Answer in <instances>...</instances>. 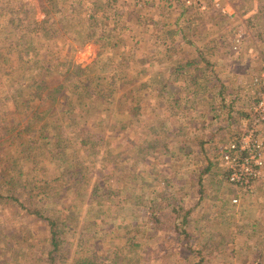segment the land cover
Segmentation results:
<instances>
[{"label":"rangeland","instance_id":"1","mask_svg":"<svg viewBox=\"0 0 264 264\" xmlns=\"http://www.w3.org/2000/svg\"><path fill=\"white\" fill-rule=\"evenodd\" d=\"M263 69L264 0H0V264H264L220 158Z\"/></svg>","mask_w":264,"mask_h":264},{"label":"built area","instance_id":"2","mask_svg":"<svg viewBox=\"0 0 264 264\" xmlns=\"http://www.w3.org/2000/svg\"><path fill=\"white\" fill-rule=\"evenodd\" d=\"M253 84L258 88V97L251 119L241 129L240 135L221 149L220 155L228 182L236 192L251 190L264 177V136L260 130L264 124V69ZM233 201L237 203L238 197Z\"/></svg>","mask_w":264,"mask_h":264},{"label":"crops","instance_id":"3","mask_svg":"<svg viewBox=\"0 0 264 264\" xmlns=\"http://www.w3.org/2000/svg\"><path fill=\"white\" fill-rule=\"evenodd\" d=\"M202 50L203 51H205V52H209V49H207V48H202ZM201 55H205V54H203V53H201ZM198 60H193L192 61V63H191V68L189 67V68H185V69H183L182 71L183 72H185L181 77H185V83L183 84L184 86L185 85H187L186 84V81H191V82H193V87L190 89V93H191V99H193V102L195 103V102H199V98L198 99H196L195 97H196V94H198L199 93V88L204 84V83H202V84H200V80H201V78L199 79L198 77H195V76H193V71L194 70H196V71H199V68L201 67V63H199V62H197ZM211 61H213V60H211ZM193 68V69H192ZM192 69V70H191ZM187 74H188V76H187ZM195 77V78H194ZM214 79V78H213ZM210 83V82H209ZM168 85L169 84H167V86H166V88L168 87ZM173 88H174V90H175V92H176V95H177V99H179L180 101H185L184 99V96H181L180 98H178V94H177V92H180L181 90H180V88L179 89H177L176 90V88H175V86H173ZM214 93H216V92H214L213 91V95H214ZM183 97V98H182ZM230 97H233V96H230ZM182 99V100H181ZM232 115H233V113H232ZM247 116V115H246ZM183 117H184V114H182V117H181V119H183ZM260 130H261V133H262V135L264 136V125H262L261 127H260ZM178 133L179 134H181L182 133V131H178ZM208 133H210V136H209V138H208V140L205 142V143H203V145H206V146H211L212 144H217V143H219L218 142V140L215 142V138L213 137V134L211 133V132H208Z\"/></svg>","mask_w":264,"mask_h":264},{"label":"trees","instance_id":"4","mask_svg":"<svg viewBox=\"0 0 264 264\" xmlns=\"http://www.w3.org/2000/svg\"><path fill=\"white\" fill-rule=\"evenodd\" d=\"M92 40H96V36L91 35V36H89V38L85 39V41H92ZM197 62L200 63L199 60ZM191 63H192V61H191ZM73 68H75L76 70H79V71L81 70V67L79 65H74ZM62 76H64V75H62ZM43 81L41 83H43ZM56 87H59V88H61V87L64 88L65 87L66 88L65 78H63V80H60ZM33 90L35 92L38 91L36 86L33 88ZM4 198H5L4 196L0 195V199H4ZM48 220L51 222V226H52L50 242H51V247H52L53 250L51 249L52 251L50 252V254L52 255V253H53L52 263L53 262L55 263L56 249L59 248V244L61 243L59 239H60V237L62 239V232H61V230L57 229V224H56L55 221H53L51 219H48ZM77 264H91V262L88 259L81 258V259H79L77 261ZM92 264H95V263H92Z\"/></svg>","mask_w":264,"mask_h":264}]
</instances>
